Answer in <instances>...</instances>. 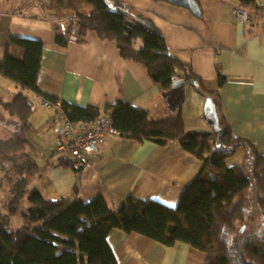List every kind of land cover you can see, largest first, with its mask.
Listing matches in <instances>:
<instances>
[{"label":"trees","instance_id":"obj_1","mask_svg":"<svg viewBox=\"0 0 264 264\" xmlns=\"http://www.w3.org/2000/svg\"><path fill=\"white\" fill-rule=\"evenodd\" d=\"M215 1H233L252 17L264 4V0ZM50 11L58 26L65 27H57L59 45L67 46L71 37L83 43L93 32L102 41L116 43L125 61L144 66L163 93L184 80L203 96L216 98L223 131L189 133L181 112L155 120L145 110L121 101L102 109L60 100L37 85L43 43L10 35L0 57V77L44 102L60 101L61 114L74 125L90 126L109 116L120 137L162 147L177 142L203 166L175 208L133 196L117 210L103 196L90 201L49 200L31 188L40 173L26 152L34 105L22 92L8 104L22 128L11 136L7 151L0 153V179L6 183L5 189L0 186L5 197L0 209V264H118L107 240L115 229L167 247L185 243L206 255L205 264H264V231L258 228L264 218V155L256 144L233 136L221 114L219 92L206 90L189 65L169 54L164 34L132 5L120 0H52ZM139 40L142 48L135 47ZM225 82L218 72L219 89ZM240 148L245 151L242 162L228 166L226 160ZM56 153L61 154V168L81 172L84 162L70 159L58 147Z\"/></svg>","mask_w":264,"mask_h":264},{"label":"crops","instance_id":"obj_2","mask_svg":"<svg viewBox=\"0 0 264 264\" xmlns=\"http://www.w3.org/2000/svg\"><path fill=\"white\" fill-rule=\"evenodd\" d=\"M51 1L0 0V57L5 55L10 35L38 40L43 43L37 80L41 91L84 107L104 109L121 101L145 110L155 120L174 115L146 68L125 61L116 43L102 41L89 32L83 43L71 38L67 46L59 45L57 27H65L51 18ZM120 1L137 8L162 31L169 54L189 65L203 80L206 90L219 92L221 114L233 136L256 144L264 155V16L254 15L244 24L234 12L237 5L233 1L199 0L200 17L168 2ZM218 72L226 77L220 89ZM185 84V102L180 112L187 131H212L204 119L205 97ZM22 92L33 94L27 95L34 109L29 118L26 152L40 173L31 188L41 191L49 200L90 201L103 196L117 210L133 196L175 208L183 190L202 169L203 163L177 142L162 147L120 136L109 137L99 152L89 157L81 172L61 168V155L56 153L63 129L59 109L44 107L42 97L20 89L19 93ZM17 95L13 91L11 98L0 97L2 128L9 123L17 130L22 128L8 106ZM17 130L7 131L14 135ZM244 156L245 151L240 148L226 164L239 165ZM107 240L118 264H205L207 260L205 254L185 243L167 247L117 229L109 233Z\"/></svg>","mask_w":264,"mask_h":264},{"label":"built area","instance_id":"obj_3","mask_svg":"<svg viewBox=\"0 0 264 264\" xmlns=\"http://www.w3.org/2000/svg\"><path fill=\"white\" fill-rule=\"evenodd\" d=\"M234 12L242 23L248 24L250 22V15L247 11L237 8ZM258 12L264 16V4ZM71 33L73 36L76 35V27L71 29ZM43 106L47 108L56 106L59 109V118L63 123V129L59 133L61 142L58 145V150L70 159L87 164L89 157L99 152L109 137L120 136L109 116H102L90 126L85 124L74 125L61 114L60 103L53 105L50 102H44Z\"/></svg>","mask_w":264,"mask_h":264},{"label":"water","instance_id":"obj_4","mask_svg":"<svg viewBox=\"0 0 264 264\" xmlns=\"http://www.w3.org/2000/svg\"><path fill=\"white\" fill-rule=\"evenodd\" d=\"M158 1L168 2L174 6L186 8L189 11H191V13L196 17L201 16V8L197 0H158ZM112 6L113 4H111V7ZM185 85L186 84L184 80H179L174 84L173 88L170 91L163 93V96L166 99L167 106L171 114H177L178 112L181 111V108L185 102V94H186ZM196 91L202 94L200 89L196 88ZM204 97L206 99L204 119L208 123V125L210 126L213 132L217 134L221 133L223 131V128L221 126V119L218 111L217 99L214 97H206V96Z\"/></svg>","mask_w":264,"mask_h":264},{"label":"rangeland","instance_id":"obj_5","mask_svg":"<svg viewBox=\"0 0 264 264\" xmlns=\"http://www.w3.org/2000/svg\"><path fill=\"white\" fill-rule=\"evenodd\" d=\"M157 30H159V29H157ZM160 32H162L161 30H159ZM72 38V37H71ZM136 48H142L143 47V45H142V42L139 40L138 42H137V44H136V46H135ZM12 85H14L12 82H10V81H8V80H5V79H3V78H1L0 77V97L2 98H4L5 100L6 99H8V98H11V96H12V94H13V91L15 92L16 91V95L18 94H20L19 92H20V89H16V88H14ZM27 95L30 97H32V95L33 94H31L30 95V93H27ZM13 98V97H12ZM15 99V98H14ZM2 114H3V112L2 111H0V153H2V152H6L7 151V145H9V140H10V138H11V134L9 133V131H7V130H17L14 126L13 127H11L10 126V124L11 123H9V124H5L4 126H3V128H2V126H1V123L3 122V120H2ZM40 123H42V121L41 122H39V124ZM19 126H20V124L17 122V128H19ZM7 129V130H6ZM5 130V131H4ZM6 134V136L4 137L3 135H5ZM12 148V147H11ZM12 151H13V149H12ZM61 155V154H60ZM3 181V179H0V186L1 187H3L4 189L6 188V183L5 182H2ZM5 183V184H4ZM253 192V191H252ZM4 192L3 191H1V189H0V209H2V207H3V200H4ZM260 219H261V223H260ZM259 219V230H260V232H263L264 231V218L262 217V218H260ZM17 221H18V219H16L15 218V220H14V226H17ZM12 221H10V223H11Z\"/></svg>","mask_w":264,"mask_h":264},{"label":"bare ground","instance_id":"obj_6","mask_svg":"<svg viewBox=\"0 0 264 264\" xmlns=\"http://www.w3.org/2000/svg\"><path fill=\"white\" fill-rule=\"evenodd\" d=\"M249 14V13H248ZM250 15V14H249ZM258 16H260V14H258ZM252 20V16L250 15V21Z\"/></svg>","mask_w":264,"mask_h":264}]
</instances>
